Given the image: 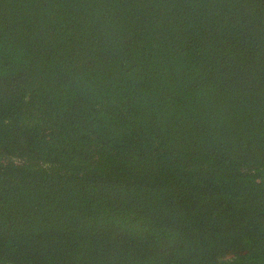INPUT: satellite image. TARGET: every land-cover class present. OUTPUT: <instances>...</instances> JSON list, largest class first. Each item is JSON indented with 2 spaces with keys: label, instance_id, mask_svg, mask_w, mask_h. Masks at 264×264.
Returning <instances> with one entry per match:
<instances>
[{
  "label": "trees",
  "instance_id": "1",
  "mask_svg": "<svg viewBox=\"0 0 264 264\" xmlns=\"http://www.w3.org/2000/svg\"><path fill=\"white\" fill-rule=\"evenodd\" d=\"M15 1L0 0V15H7L0 19V38L40 37L15 42L12 51L24 64L5 59L4 68L13 73L0 77V179L14 195L21 187L46 194L50 185L101 183L108 193L101 204H91L85 191L61 195L71 209L79 211L84 203L99 214L109 211L111 221L120 216V229L91 225V215L78 211V224H8L4 214L10 203L0 197V264H264V152L257 150L263 147L258 140L264 141V0H247L246 7L243 0L239 6L230 0H128L126 11L118 1L107 8L102 0ZM218 19L224 23L216 27ZM237 25L246 26L242 35ZM96 29L114 33L126 45L141 33L157 44L176 36L175 30H190L186 36L194 37L184 52L196 57L198 67L204 60L214 66L208 55L215 58V45L224 56L236 47L245 85L222 81L225 93L203 126L211 129L212 141L220 134L232 145L218 149L205 137L192 142L195 136H189L182 141L185 149L172 151L170 138L183 121L173 117L174 103L164 100L171 90L167 78L156 76L150 83L137 73L133 84L115 85L112 102L106 78L89 87L81 62L71 61L70 52L90 39L95 59L103 62L106 46ZM236 29L238 34L230 35ZM56 53L64 65L61 83L54 75L42 86ZM188 70L185 75L204 69ZM65 87L80 95L76 110L44 119L55 121L56 131L33 125L37 120L25 99L59 97ZM225 107L229 111L215 121ZM115 124L124 129L120 138L104 132ZM63 139L81 147L65 148ZM99 150L112 172L105 164L91 167ZM138 159L153 173L130 175L125 165ZM121 209L131 218L129 231Z\"/></svg>",
  "mask_w": 264,
  "mask_h": 264
},
{
  "label": "rangeland",
  "instance_id": "2",
  "mask_svg": "<svg viewBox=\"0 0 264 264\" xmlns=\"http://www.w3.org/2000/svg\"><path fill=\"white\" fill-rule=\"evenodd\" d=\"M49 1V0H47ZM55 1V0H50ZM74 4L77 2L70 0ZM118 1L120 5L125 8H129L130 1L128 0H102L103 4L107 8L109 4ZM233 4L240 5V0H230ZM244 1V6L246 7L247 0ZM16 3L18 0L15 1ZM23 1L19 0V5H22ZM25 3V1H24ZM2 5V3H0ZM28 5V4H26ZM57 5V3H56ZM60 6V5H59ZM26 7V6H25ZM9 8V7H7ZM205 13L201 14L203 17ZM7 15H0V19ZM67 22L68 19H67ZM224 23V20H217L216 27L221 26ZM239 32L242 35L246 26H239ZM190 30H175L174 36L170 35L169 38L157 41V44L153 42L148 35L141 33L135 38V43L131 45H126L120 37L115 35L112 32H102L99 29H96L95 34H101V42L106 46V51L102 55V60H96L94 53L92 51V42L90 39H87L86 42L80 47L71 50L72 56L70 60H79L82 64L83 76L88 78L89 87H95L102 83L103 79L106 78L111 82L109 84L108 90L110 93L107 98L112 102V94L117 93L114 91L115 85L120 84H133V81H136L138 78H134L138 73L141 77L147 82H154V77L160 76L167 78L171 90L169 94L164 96L165 101H170L174 103L172 107L173 117L181 119L183 123H180L181 128H175L177 136L170 138L171 145H174L172 151L181 152L184 148L182 141H190L189 136H195L192 142H198L200 139H209L212 146L218 149H227L232 145L229 140L226 141L224 137L220 134H216L211 138V129L203 128L205 122L210 119L214 114L213 112L220 101L222 93H225L222 88V81L229 82L235 86L243 87L245 85L247 73L242 69L244 62L238 57L237 52L232 48L229 51L225 52L222 55L223 49L215 47L219 50L215 58H209L214 62V66L210 68L209 62L207 60L201 61V67L195 66L193 59L194 56H186L187 49L184 46L187 40L194 37L186 36ZM59 33V32H58ZM58 33L54 36L53 43H56L55 47H58ZM238 34L237 29L230 35ZM40 37L34 36L33 34H27L21 37H8L5 36L0 38V77L10 75L13 72L11 70L5 69V59H13L17 62L24 64L23 57H18L15 55V50L12 49L15 46V42L18 40H32ZM39 41L38 39H36ZM238 43V39L236 40ZM43 43L41 42L39 47ZM240 44V43H239ZM60 45V44H59ZM238 45V44H236ZM61 46V45H60ZM37 47V48H39ZM44 48V44H43ZM199 51V49H198ZM197 51V52H198ZM235 51V52H234ZM182 52V53H180ZM215 55V54H214ZM60 54L56 53V58L54 62L51 63L49 71L45 70L47 73L43 72V84L44 86L49 80L55 75L60 77V68L64 65L59 59ZM63 65V66H62ZM189 67L195 69L197 73L200 68H203L201 74L192 75L185 72H189ZM22 71V69L20 70ZM191 73V72H189ZM14 75V74H13ZM42 75V74H41ZM56 81V77H54ZM59 84L61 83V77L57 78ZM51 87H53L51 85ZM55 89L53 87L51 90ZM74 87H65L63 94L57 95L50 94L43 96V98L38 97L35 100L32 95L28 101V104L32 107L34 112V118L37 121H31L33 125H38L43 128V126L52 127L53 131H56L60 128L56 126L55 121H45L48 117H52V112L58 114L60 118H64L68 113H73L78 107L80 100V95L76 94ZM122 93H127V91H122ZM155 95V93H153ZM112 104V103H110ZM229 111L228 107H225L222 110L220 116L216 118L215 121H220L221 117L225 116V113ZM32 112V113H33ZM31 113V114H32ZM32 117V115H31ZM261 117V122L264 124V117ZM41 119V121H39ZM224 120V119H223ZM25 122V121H22ZM122 124H115L111 129L108 127L105 129V133H110L111 135L120 138L121 131H124L121 128ZM108 131V132H107ZM116 131V132H114ZM123 136V135H122ZM258 142L263 143V147L258 146V152H264V141L258 140ZM63 147L68 149L80 148L81 145L76 144L73 141H65L64 139L60 141ZM94 160L91 162L92 168H99L101 164L107 166V162L104 159L103 155L94 153ZM141 159L134 160L129 164L125 165L129 171L130 175L133 177H144L149 174L151 171L153 173V168L148 167L144 162L140 164ZM121 161L116 165L119 166ZM124 166V164H123ZM112 172V169L107 166V173ZM117 174V172H114ZM18 189V187L16 188ZM34 186H29L28 188L21 187V191L17 192L16 195L11 193V188L9 184H4L3 180L0 179V197H5L10 203L9 209L4 214V218L7 220L8 224H15L16 222H21L22 224H41L44 226L55 225L62 221L72 222L78 224L82 221V218H78L77 208L71 209L66 203V199L61 195L64 191H72V189L78 191H85V197L90 203H102L103 199L108 195L104 192V186L101 183H91L83 184L77 181L69 182L67 184L60 185H50L45 189L46 194H38L39 191H34ZM80 209L78 212L83 215L85 218H88L91 215L90 224L91 225H102L106 228L120 229V225L117 224V221L120 220V216L117 220H110L113 214L109 211H106L104 214H99L100 209H94V213L87 205L84 203H79ZM120 214L124 213V210L121 209ZM106 216L109 222H106L100 216ZM123 215V214H122ZM9 216H11L9 218ZM124 216V215H123ZM78 218V219H77ZM125 221L128 223V226L124 231H129L131 228V218L124 216ZM146 225V224H144ZM155 228V227H154ZM139 229L149 230L148 227H140Z\"/></svg>",
  "mask_w": 264,
  "mask_h": 264
}]
</instances>
